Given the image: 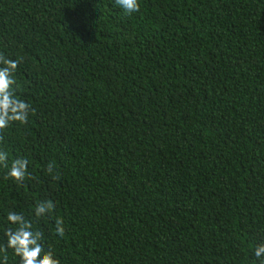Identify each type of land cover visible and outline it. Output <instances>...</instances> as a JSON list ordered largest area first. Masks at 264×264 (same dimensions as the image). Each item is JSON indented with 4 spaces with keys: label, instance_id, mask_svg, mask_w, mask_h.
Here are the masks:
<instances>
[{
    "label": "trees",
    "instance_id": "1",
    "mask_svg": "<svg viewBox=\"0 0 264 264\" xmlns=\"http://www.w3.org/2000/svg\"><path fill=\"white\" fill-rule=\"evenodd\" d=\"M0 54L35 109L0 142V264L10 211L60 264H260L264 0H0Z\"/></svg>",
    "mask_w": 264,
    "mask_h": 264
},
{
    "label": "clouds",
    "instance_id": "2",
    "mask_svg": "<svg viewBox=\"0 0 264 264\" xmlns=\"http://www.w3.org/2000/svg\"><path fill=\"white\" fill-rule=\"evenodd\" d=\"M116 5L121 7L126 14H132L140 10V0H115ZM23 58L18 57L13 60L0 54V142L4 141L3 131L13 122L21 124L28 123L29 112H35L26 101L15 96L12 85L16 83L15 73L18 65L22 63ZM29 161L26 158H17L11 163L7 172V177L22 183L26 178L33 177L28 172ZM0 166L9 168L8 153L0 150ZM54 170L53 163H49L46 171L52 174ZM53 179H59L58 175H53ZM55 207L52 200L40 201L35 208V216L40 218L50 213ZM7 220L17 225L13 230L8 228L5 232L7 236V247L14 250L16 256L20 257V264H60V260L54 256L51 250H46L42 243L43 233L34 231L32 222L27 220L22 213L8 212ZM55 232L63 236L65 229L63 220L58 218L56 221ZM43 253V255H42ZM254 255L264 264V243L255 248ZM3 264H8V257H3Z\"/></svg>",
    "mask_w": 264,
    "mask_h": 264
}]
</instances>
